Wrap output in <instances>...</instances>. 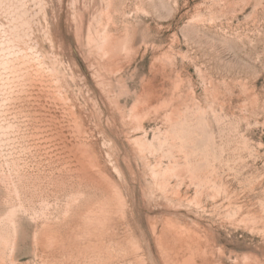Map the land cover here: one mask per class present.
I'll list each match as a JSON object with an SVG mask.
<instances>
[{
	"label": "rangeland",
	"instance_id": "rangeland-1",
	"mask_svg": "<svg viewBox=\"0 0 264 264\" xmlns=\"http://www.w3.org/2000/svg\"><path fill=\"white\" fill-rule=\"evenodd\" d=\"M42 1L34 34L64 79L76 116L58 124H78L103 172L94 177L117 183L127 202L123 209L105 205L104 227H94L102 232L89 235L85 210L67 216L66 204L78 190L107 198L104 185L39 154L28 161L30 174L39 175L21 207L11 202L0 170V217L12 210L17 228L6 263L90 264L85 249L93 239L106 259L91 264H182L191 252V264H264V0ZM109 47L117 49L115 57ZM36 102L26 108L53 123L45 115L50 110ZM134 113L140 117L128 119ZM131 138L153 148L140 151ZM69 159L72 168L76 160ZM173 159L191 160L210 181L202 186L187 173L174 175L169 188L179 195L154 193L148 171ZM43 214L57 221V235L45 246L34 233ZM164 218L192 231L191 242H179L189 248L179 250L167 235L162 254L157 239ZM129 237L138 253L123 247Z\"/></svg>",
	"mask_w": 264,
	"mask_h": 264
},
{
	"label": "bare ground",
	"instance_id": "bare-ground-1",
	"mask_svg": "<svg viewBox=\"0 0 264 264\" xmlns=\"http://www.w3.org/2000/svg\"><path fill=\"white\" fill-rule=\"evenodd\" d=\"M43 9L44 3L42 0H0V170L1 172L3 171L2 175L6 174L2 179L10 194H14V200H11V202H17L21 207H26L27 199L30 196L29 193L32 191V179L37 178L39 175L36 174L37 176L34 177L35 173L32 172L30 174L32 170L29 171L30 162L28 161L32 162L33 157L36 158L38 157L37 155L41 154L48 155L50 158L52 157L53 166H56L61 161L63 164L60 165L61 168L70 170L71 172L78 171L80 177L89 178L91 183L96 186L104 185L105 191L109 193L107 198L94 199L91 194L92 191L78 190L76 194H71L64 211L65 215L68 216L82 207L81 209L85 210L83 214L85 222L88 224L86 229L87 234L96 236L97 234L100 235L99 232L101 230H95V224L97 223V228L99 226L102 227L103 225L100 224L103 220L105 221V205L110 204L114 208L123 209L127 201L123 190L117 183L104 177V174L98 175L100 180L94 177L93 173L96 174L97 172L98 174L103 172L95 161L94 154H91L90 150L86 147L84 137L82 135L78 136V124L73 123L62 126L60 125L61 122L58 124L57 120L61 118H73L76 116L70 112V109L73 108L72 97L68 87L64 83V79L59 76L54 60L41 48L34 34L32 25H34V20L38 19V15L43 12ZM44 34L45 36L48 35L47 30H45ZM98 36L103 42L108 38L106 36L102 37V35ZM91 41L93 44H96L98 39L97 37H92ZM99 47H101V43ZM116 51L110 48L106 53L109 52L115 57ZM114 52L115 54H113ZM44 91L47 93L43 94ZM35 100L38 104L39 102L43 103L47 111L50 110V112L48 111V115H45L47 117L51 116L54 119L53 123L47 119L46 123H44L39 109H37V113L35 112L34 115V113L26 108L27 103H29L28 107H30L31 102ZM51 103H53V106L50 105ZM131 117L139 118L140 113L131 114L128 119H131ZM47 129L51 130L52 134L46 137L42 136L43 130ZM182 132V129H178L176 132L178 136H175L177 138L181 137ZM139 138H131V140L140 151L153 148L152 143H145V140H140ZM183 138L180 140L182 141ZM176 147L178 148V146ZM78 148L83 150L84 155H82ZM179 148L183 150L184 146L180 145ZM75 149L79 150V155L74 151ZM69 156L73 160H76L72 164V168L69 164L70 159L66 161ZM72 159L71 161H73ZM177 160L173 159L174 162L171 161L165 167L161 166V164L157 166L155 164L156 167H152L148 171L150 185L154 193L156 191L159 194L170 195L171 192L173 195H179L176 188H169V178L174 175H176L175 177L182 178L184 173H187L191 179L196 180L198 185L204 186L208 184L210 177L207 175L206 170H204L205 172L202 171V168H199L191 160L185 159L183 163ZM83 161L87 162H85L86 165L82 163ZM102 210L103 220L101 215ZM32 212L36 219L38 215L36 208H33ZM8 213L6 216L0 217V264H8L6 260L12 253L17 239L15 213ZM57 219L60 220L59 218ZM41 220V225L34 232L35 240L37 245L45 246L46 243H50L57 235L55 232V222L57 221L49 220L46 214L42 215ZM250 221L254 222V220ZM167 235L173 242L174 240L177 242L176 246L174 245L175 243L173 245L174 247H178L179 250L181 248L185 250L189 248V246L186 247L185 243L180 245L179 242L185 240V238L186 240H190V237L193 236L192 231L183 225L181 221L167 219L162 224L157 239L158 247L164 255L167 244L164 245L163 239ZM88 243L85 249L88 252L87 262H90V264L95 261L102 263L106 257L102 252L100 243L94 244L93 239H89ZM123 245L124 248H132L136 253H138L140 247L137 240L132 237L127 238L126 243ZM193 255L191 252L189 256L182 258L181 263H193L191 261V256Z\"/></svg>",
	"mask_w": 264,
	"mask_h": 264
}]
</instances>
